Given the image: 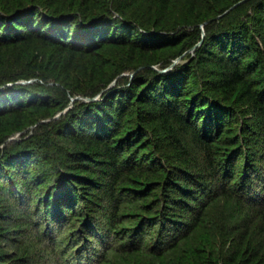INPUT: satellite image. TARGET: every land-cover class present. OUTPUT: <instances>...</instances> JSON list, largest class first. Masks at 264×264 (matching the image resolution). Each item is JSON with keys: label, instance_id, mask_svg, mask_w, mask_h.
Wrapping results in <instances>:
<instances>
[{"label": "trees", "instance_id": "1", "mask_svg": "<svg viewBox=\"0 0 264 264\" xmlns=\"http://www.w3.org/2000/svg\"><path fill=\"white\" fill-rule=\"evenodd\" d=\"M138 1L0 0V264H264V0Z\"/></svg>", "mask_w": 264, "mask_h": 264}, {"label": "rangeland", "instance_id": "2", "mask_svg": "<svg viewBox=\"0 0 264 264\" xmlns=\"http://www.w3.org/2000/svg\"><path fill=\"white\" fill-rule=\"evenodd\" d=\"M196 4L198 6V5H200V2L197 1ZM112 6L113 5L110 4V7H112ZM199 8H200L199 6L195 7V10H194L195 13L191 17V15H189L188 12H187L188 8H187V6L185 4V0H171V3H170V5L168 7V10H167V13H165L164 15L155 14L153 20L152 21L151 20L148 21V25H151V26H149L150 28L158 27V28L166 29L167 32H170V33L173 32V31H171L173 29L177 30V31H180V30H191V28H192L191 25L189 26V25H187L189 23L186 24L185 22L186 21H195V20L201 18V17H198ZM149 9H150V7H149V5H148L146 0H139L138 2L134 3L132 5V7H130V9L128 10V14H129V16H132L134 19H135V17H137L138 18L137 21L141 22L142 19L150 17L149 14H147L144 17L141 16L143 13H149ZM201 9H202V5H201ZM95 10H97V8ZM217 10H219V7L216 8V11ZM157 18H158V20L161 18V21L160 22L155 21V20H157ZM203 25H204L203 23H199V25H198V29H200L201 33L204 30ZM177 31H174V32H177ZM161 33L162 34H166V32H161ZM163 37H166V36H163ZM157 38L158 37H156L155 39H157ZM120 51L121 50L119 48H106L104 51L99 53V57L103 58V60L105 61V65L104 66L107 69L114 67L115 64H116V66L117 65L118 66H122V64L126 62L124 54L121 53ZM148 55L150 56V54H148ZM162 55H164V54H162ZM159 56H161V55L159 54ZM186 56H187V54L183 53L181 56L174 58L172 60V62L170 64H168L167 66H164V67L161 68L159 66V64H155L154 68L158 69L159 71L167 72L170 69H172L173 67L178 66V65L183 64L184 62H186L187 61ZM261 69H259V70H261ZM214 70H216V69L214 68ZM80 73H82V72H80ZM133 73L134 72H132L130 70L129 71H125V72H121L122 75H124V74L133 75ZM81 79H83V78H81ZM21 82H22V80H21ZM111 85H114V79L111 81L110 86ZM97 97L98 96H96L95 98H97ZM84 98L85 97H82L80 95H77L75 97H71V101H70L69 105L66 108H64L62 111H60V112L64 113L67 110V108L72 105V102L75 99H81V100L85 101ZM60 112L56 116H58L60 114ZM154 132H155V134H157L158 137L161 136L159 129H155ZM18 135L19 134H17L15 137H13V139L19 137ZM173 161L175 162V160H173V158L166 159V162L169 165H175ZM212 205H213V207H215V210H218V213L220 211L224 210V212L222 211V214H224V215L226 213L227 214H229V213L233 214L236 211L234 209V207H233V203L230 200L227 201L226 199L222 200V199L219 198V200H217V201L215 200L214 202H212ZM132 207L136 209V207H134V204L132 205ZM228 209H230L231 211H229ZM178 213L181 216H183V214H182L183 213V209L178 210ZM222 214H220V215H222ZM232 235H234V234H232ZM232 235L228 234V235H225L224 237L222 235V241H223V239L226 240V247L227 248L230 247L231 242L233 243V236ZM220 236H219V238H220ZM190 240H192L191 237H190ZM193 241H194V239H193ZM47 256L49 258L52 255H51V253H48Z\"/></svg>", "mask_w": 264, "mask_h": 264}, {"label": "water", "instance_id": "3", "mask_svg": "<svg viewBox=\"0 0 264 264\" xmlns=\"http://www.w3.org/2000/svg\"><path fill=\"white\" fill-rule=\"evenodd\" d=\"M226 12V11H225ZM90 99H95V98H88V97H85L84 100H90ZM12 139V138H11Z\"/></svg>", "mask_w": 264, "mask_h": 264}]
</instances>
